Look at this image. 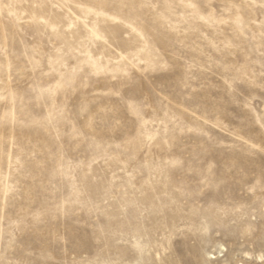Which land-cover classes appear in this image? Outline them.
<instances>
[{"label": "rangeland", "instance_id": "rangeland-1", "mask_svg": "<svg viewBox=\"0 0 264 264\" xmlns=\"http://www.w3.org/2000/svg\"><path fill=\"white\" fill-rule=\"evenodd\" d=\"M0 264H264V0H0Z\"/></svg>", "mask_w": 264, "mask_h": 264}]
</instances>
